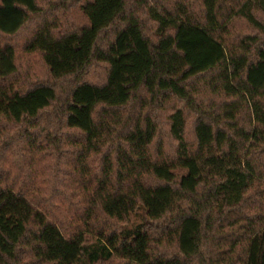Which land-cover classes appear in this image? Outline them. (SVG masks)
I'll return each mask as SVG.
<instances>
[{
	"label": "trees",
	"instance_id": "obj_1",
	"mask_svg": "<svg viewBox=\"0 0 264 264\" xmlns=\"http://www.w3.org/2000/svg\"><path fill=\"white\" fill-rule=\"evenodd\" d=\"M0 264H264V0H0Z\"/></svg>",
	"mask_w": 264,
	"mask_h": 264
},
{
	"label": "rangeland",
	"instance_id": "obj_2",
	"mask_svg": "<svg viewBox=\"0 0 264 264\" xmlns=\"http://www.w3.org/2000/svg\"><path fill=\"white\" fill-rule=\"evenodd\" d=\"M191 120H188V126H187V136L188 138L192 137V132H191ZM167 133V127H165L164 125L162 126V134H161V138L164 142V148H165V152H171L172 151V147H171V142L166 140V134Z\"/></svg>",
	"mask_w": 264,
	"mask_h": 264
}]
</instances>
